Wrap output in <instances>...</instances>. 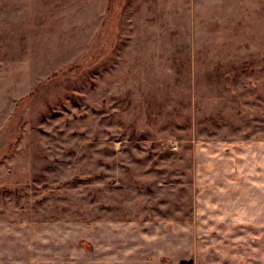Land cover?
<instances>
[{
  "label": "rangeland",
  "instance_id": "1",
  "mask_svg": "<svg viewBox=\"0 0 264 264\" xmlns=\"http://www.w3.org/2000/svg\"><path fill=\"white\" fill-rule=\"evenodd\" d=\"M260 172L264 0H0V264L79 261L103 228L199 242L201 194Z\"/></svg>",
  "mask_w": 264,
  "mask_h": 264
},
{
  "label": "crops",
  "instance_id": "2",
  "mask_svg": "<svg viewBox=\"0 0 264 264\" xmlns=\"http://www.w3.org/2000/svg\"><path fill=\"white\" fill-rule=\"evenodd\" d=\"M209 149L207 145L201 147V164L207 169L210 168L205 165L207 156L211 154ZM226 163L225 160L215 162L212 170H220L227 178L230 163ZM260 174L258 178L263 179V183L256 192L250 182L244 194H201V207L197 209L198 217H201L199 242L191 241L193 230L190 223L185 222L177 225L148 224L140 229L135 228L134 236L129 237L128 241L123 240L127 236L115 237L114 229L103 228L98 237L101 247L96 253L88 255L82 252L79 261L50 264H163L162 261L166 259L170 264H177L190 258L192 250L198 251L199 264H264V173ZM229 183L224 180L220 185L227 186ZM59 249L60 255L66 254V243H61ZM22 259L23 264H29L28 258ZM14 261L11 263L16 264Z\"/></svg>",
  "mask_w": 264,
  "mask_h": 264
}]
</instances>
